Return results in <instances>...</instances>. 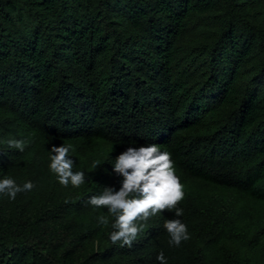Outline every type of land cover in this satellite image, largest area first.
Instances as JSON below:
<instances>
[{
    "label": "trees",
    "instance_id": "16d2710c",
    "mask_svg": "<svg viewBox=\"0 0 264 264\" xmlns=\"http://www.w3.org/2000/svg\"><path fill=\"white\" fill-rule=\"evenodd\" d=\"M264 0H0V264H264ZM202 38L183 44L193 16ZM9 139L29 143L23 152ZM72 145L80 188L49 170ZM155 144L184 186L183 215L113 245L87 203L120 187L114 159ZM94 161L98 168H92ZM190 238L170 246L163 225Z\"/></svg>",
    "mask_w": 264,
    "mask_h": 264
},
{
    "label": "clouds",
    "instance_id": "9594fccd",
    "mask_svg": "<svg viewBox=\"0 0 264 264\" xmlns=\"http://www.w3.org/2000/svg\"><path fill=\"white\" fill-rule=\"evenodd\" d=\"M29 142L24 139H9L7 146L23 152ZM72 145H53L50 149L49 170L60 185L80 188L86 181L83 171H73L74 160L69 152ZM113 174L119 178L120 187L105 186L104 190L91 196L87 203L95 209H106L108 215L98 217V223L104 226L112 218L108 239L113 245L131 248L148 221L164 212L174 211L176 217L183 215L178 205L184 199V186L175 174L174 163L169 152H162L159 146L150 144L138 147H127L114 159ZM92 168H98L99 162L94 161ZM32 181L22 186L14 179H0V194L15 200L19 193L31 191ZM170 239V246L179 247L190 238L187 225L180 219H166L163 225ZM156 260L159 264H167L161 251Z\"/></svg>",
    "mask_w": 264,
    "mask_h": 264
},
{
    "label": "rangeland",
    "instance_id": "374dc122",
    "mask_svg": "<svg viewBox=\"0 0 264 264\" xmlns=\"http://www.w3.org/2000/svg\"><path fill=\"white\" fill-rule=\"evenodd\" d=\"M261 16L264 18V7L260 9ZM208 19L203 16H193L188 26L187 33L183 38V44H188L191 48L196 46V41L202 38L203 32L206 30Z\"/></svg>",
    "mask_w": 264,
    "mask_h": 264
}]
</instances>
